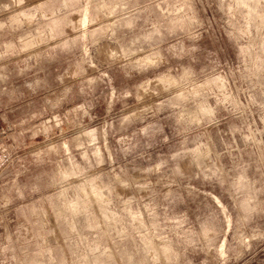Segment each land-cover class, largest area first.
Here are the masks:
<instances>
[{
    "label": "rangeland",
    "instance_id": "374dc122",
    "mask_svg": "<svg viewBox=\"0 0 264 264\" xmlns=\"http://www.w3.org/2000/svg\"><path fill=\"white\" fill-rule=\"evenodd\" d=\"M0 264H264V0H0Z\"/></svg>",
    "mask_w": 264,
    "mask_h": 264
},
{
    "label": "bare ground",
    "instance_id": "6f19581e",
    "mask_svg": "<svg viewBox=\"0 0 264 264\" xmlns=\"http://www.w3.org/2000/svg\"><path fill=\"white\" fill-rule=\"evenodd\" d=\"M86 24V23H85Z\"/></svg>",
    "mask_w": 264,
    "mask_h": 264
}]
</instances>
